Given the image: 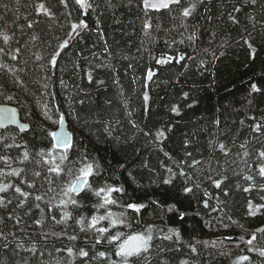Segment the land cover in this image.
Returning <instances> with one entry per match:
<instances>
[{
    "label": "trees",
    "instance_id": "obj_1",
    "mask_svg": "<svg viewBox=\"0 0 264 264\" xmlns=\"http://www.w3.org/2000/svg\"><path fill=\"white\" fill-rule=\"evenodd\" d=\"M41 2L51 8L53 17L37 14L36 5ZM192 2L196 0H185V6ZM67 3L65 8L59 0H0V30L13 36L9 45L0 41V47L21 49L16 61L0 58L10 66L25 69L18 73L24 81L23 88L13 85L10 74H0V84L5 86L0 90L3 92L0 102L14 105L20 119L28 124L25 130L14 125L0 127V134L8 136L9 143L12 137L17 142L26 138L30 148L32 144L38 147L47 145L49 140L44 139L45 130L53 131L59 123V116L63 115L73 144L80 151L86 150L90 157H96L104 169L97 185L105 179L109 183L122 184L126 189L122 198L125 203L133 198L142 203L159 200L165 206L175 201L182 211L187 212L183 221L166 208L150 205L143 210L142 216L135 214V218L128 210L132 226L120 228L131 234L151 223L165 228L174 224L181 230L186 243L178 245L180 251H175L177 245L172 242L157 239L154 245L165 251L154 246L151 264H160L162 259L168 260L169 264H179L181 259L188 260L189 264H232L241 254L250 255L252 264H262L258 255L247 253L245 244L241 243L237 248L235 242L240 235L247 239L256 233L258 240L254 247H264V212L250 216L247 209L248 200L259 203V197L264 193L256 190L244 192L248 182L235 173L245 169L244 160L254 165L258 151L264 150V132L252 130L256 122L264 123V0H257L255 5L245 0H203L188 18H183L175 6L171 12L166 9L150 11L152 28L148 36L143 28L145 13L141 0H111V7L107 0H95L99 7L90 10L86 16L74 0H67ZM234 8L241 11L235 12ZM229 13L239 20L238 24L229 20ZM81 19L88 23V29L78 30L80 35L62 51L57 65L51 66L49 59L58 43L67 39L70 25ZM30 22L32 28L27 26ZM249 34L254 41L255 57L248 54L241 39L248 38ZM33 35L38 39L33 41ZM191 35L196 38L189 40ZM162 55L174 59L171 63L159 65L156 59ZM180 55L185 58L177 63ZM36 56L42 59L37 60ZM149 69L155 72L151 80L147 79ZM252 83L262 91L252 93ZM144 93L148 94L147 102ZM184 93H188L187 98ZM8 96L13 99L9 100ZM44 104L48 105L52 120L44 116ZM173 106L179 108V115L171 111ZM130 121L141 129H151L153 134L163 127L167 139L157 144L151 136L133 128ZM106 125L113 129L111 136L104 130ZM220 143L226 146L227 155L219 149ZM242 144L244 148L240 147ZM245 151L250 153L248 157L243 156ZM17 152L12 149L10 155L15 156ZM165 152L169 153L171 160L164 155ZM0 154H4L2 146ZM70 155L75 158L78 153ZM193 160L201 163L194 168L188 167ZM174 161H182L183 171L194 175L200 185L187 196L180 190L184 177L177 175L172 185L160 182L169 175L166 167L178 171ZM145 163L148 167H144ZM19 166L13 164V167ZM28 167L34 168L35 165ZM209 175L213 179L227 176L228 180L217 189L207 179ZM14 179L0 177L3 182ZM68 179L72 177L65 178ZM188 183L192 186V181ZM257 183H261L259 178ZM222 189H227L228 196H224ZM205 191L209 195L205 196ZM11 195L10 191L9 198ZM217 198L223 203H218ZM204 200L208 201V208L204 207ZM89 201L99 202L96 197H89ZM13 206L0 209V220L3 221L0 230L5 234L16 233L15 239L9 236L7 249L0 241V257H7L10 262L40 264L41 259H52L49 252L67 261L66 252L55 253L54 249L84 247L85 239L91 243V239L79 233V226L71 220L67 226L54 225L49 220L39 228L32 223L40 215L36 209H32L33 215L23 216L22 209L12 212ZM41 207H44L43 203ZM213 208L217 210L213 211ZM112 210L120 211L115 207ZM10 213L13 217L23 216V222L15 225V219H8ZM53 214L56 209L49 213ZM229 216L239 221L243 228L231 225L227 219ZM221 218L223 224L230 226L223 227ZM65 227L68 235L79 234L80 238L70 241L62 235ZM41 232L49 233L46 240ZM52 232L57 235H51ZM226 236L233 240H224ZM21 240L25 247L35 240L37 255L15 249ZM196 241H208L209 246L197 244V253L193 254L187 244ZM212 241H217L215 247L211 246ZM97 247L105 250L104 246ZM241 249H245L244 253ZM13 250L19 254L13 256ZM40 252L44 253L43 257ZM77 264H80L79 260Z\"/></svg>",
    "mask_w": 264,
    "mask_h": 264
},
{
    "label": "snow or ice",
    "instance_id": "obj_2",
    "mask_svg": "<svg viewBox=\"0 0 264 264\" xmlns=\"http://www.w3.org/2000/svg\"><path fill=\"white\" fill-rule=\"evenodd\" d=\"M74 2L85 16L88 15L90 10L95 11L99 7V4H96L95 0H74ZM107 2L109 7H111V0H107ZM202 2L203 0H196V2L187 3L185 6V0H141L142 9L145 13V21L143 24L145 36L149 35V30L152 28L151 17L148 15L150 11L159 12L161 9H166L171 12L173 11V6H175L183 18H188L195 12L197 4ZM245 2L255 5L257 0H245ZM59 3L64 5L65 8L68 7L67 0H59ZM36 10L37 14H42L50 18L54 16L51 8L47 7L43 2L36 5ZM233 11L240 12L241 9L234 8ZM228 18L233 24L239 23V20L231 13H229ZM249 19L255 20L254 17H249ZM256 23L259 22L257 21ZM256 23H253V27H256ZM27 26L32 28L33 24L30 22ZM88 27V23L83 19L79 20L78 23H72L70 25L71 30L67 33V39H63L58 43L57 49L50 56L49 64L53 67L56 66L58 63L57 58L61 56L62 51L70 46L71 40L80 35V31L78 30H87ZM195 38V35L188 37L189 40H194ZM31 39L35 41L38 37L33 35ZM57 39L59 40V38ZM241 39L243 44L247 46L248 54L255 57L257 53L251 35L249 34L248 38L242 37ZM12 40V35L0 30V41L4 45H9ZM181 43H183V40ZM20 51L21 49L19 47L14 50H6L5 47H0V57H8L10 60L16 61L18 60ZM184 58L183 55H180L176 62L178 63ZM216 58L214 55V59ZM36 59L40 60L42 57L36 56ZM173 59L172 57L162 55L156 59V63L159 65L168 64ZM24 71V68L18 69L15 66H10L5 60L0 58V74H10L14 86L24 87V81L18 75L19 72ZM154 75L155 72L149 69L147 79L151 80ZM88 79L91 82V74H89ZM99 83L103 84L104 82L99 81ZM4 87L3 84H0V90ZM250 87L252 93H260L262 91L256 83H252ZM0 94H3V92L0 91ZM184 96L187 98L188 93H184ZM8 99H13V96H8ZM148 99V94L144 93L145 102ZM43 109V114L46 119L52 120V117L48 115L47 104L43 105ZM171 111L179 115L178 107L173 106ZM252 119L255 120V117ZM63 120V115H60L59 121L62 123ZM52 123L55 124L56 121H52ZM130 123L133 128L143 132L145 136H151L157 144L167 139L166 130L163 127L157 129L153 134L151 129H141L134 121H130ZM216 123L219 124V121H216ZM27 127V125H23L22 130ZM104 130L111 136L113 129L110 125H106ZM252 130L256 133L264 132V123L256 122ZM45 131L46 136L44 139H48L49 143L39 147L32 144L31 148L29 146L30 142L26 138H21V142H17L16 138L12 137L11 143H9V137L0 134V146L4 149V154H0V165H2L0 167V177L5 179L9 177L15 178L9 182L0 181V194H3L0 195V209H8L9 205H14L11 211L15 212L16 209H22L23 216L33 215L32 209H36L40 215L39 218L33 219L32 223L39 228H43L49 220L54 225L65 226L71 220L79 226V233L91 239V243L89 244V240L85 239L84 247L55 248V253L66 252L69 259L64 261L62 257L54 256L52 252H49L48 256L52 259L50 261L41 259L40 264H53V262L54 264H77V260L80 261V264H151L152 249L154 246L159 248L158 245H154V241L157 239L172 242L174 245H177L175 251H180L178 245L186 242L183 240L181 230L174 224L168 225L165 228L148 223L145 224L143 230L131 234L120 230L122 227L130 228L132 226L128 216V210L132 211L134 214L133 218H135V214H141L142 216L143 210L147 209L150 205L166 208L167 212L173 213L175 217L183 221L187 212L182 211L175 201L168 203L166 206L161 204L159 200L153 199H150L148 203L136 202L135 198L129 202H123L122 198L126 194L125 187L122 184L109 183L107 179L97 185V179L103 175L104 169L96 157H90L86 150L80 151L73 144L70 139L71 133L68 136H64L58 131ZM117 143H119L118 139ZM240 147L244 148L245 145L242 144ZM12 149L18 150L17 155H10ZM219 149L225 155L228 154V150L223 143L219 144ZM70 153H78V155L73 158ZM186 154L191 155V153ZM164 155L168 159H172L169 153L165 152ZM249 155L250 153L247 151L243 153L244 157H248ZM14 163L21 166L13 167ZM174 163L178 171H174L172 167H166L169 175L167 178H162L160 182L164 185H172L174 179L179 175L184 177V183L180 190L186 196L187 194L193 193L194 188L198 189L200 187L199 183H196V177L183 171L182 161H174ZM200 163V161L193 160L192 164H189L188 167L194 168ZM33 164L35 165L34 168L28 167ZM244 164L245 169L235 173L243 181L248 182L247 186L243 188V191L251 192L256 190L257 192L264 193V150L258 151L254 165L249 164L247 160H244ZM144 167H148L147 163L144 164ZM129 176H131V173H129ZM66 177H72V179L65 180ZM258 178L261 183H257ZM207 179L211 180L215 188L221 189V185L228 180V177L223 176L219 179H213L209 175ZM41 180L43 183L38 184V181ZM189 181H192V186H189ZM152 183H156V181H152ZM236 186L240 188L239 183ZM10 191L12 193L11 198H9ZM222 191L224 196H228L227 189H222ZM207 195L209 194L205 191V196ZM89 197H96L99 202L90 203ZM217 200L218 203H223L219 201V198ZM259 200L261 201L259 203H253L251 199L248 200V215L255 216L259 212H264V195H261ZM56 201L58 203H54ZM42 203L44 207H41ZM203 204L205 208L209 207L207 200H204ZM114 207L119 208L120 211H113L112 209ZM53 209H56V214L49 215V213L53 212ZM212 210L216 211L217 209L213 208ZM220 210L222 211L223 209ZM23 216L16 215L13 217L10 213L8 219H15V225H19L23 222ZM227 219L231 222V225L243 228V225L239 221L233 220L231 216L227 217ZM2 222L0 220V223ZM220 223L223 227L230 226L223 224V218H221ZM157 233H160V235H157ZM40 235L46 240L49 233L41 232ZM51 235L57 234L52 232ZM62 235H66L70 241H76L80 238L79 234L68 235L66 227L62 231ZM9 236L15 239L16 233L9 232L5 234L0 230V241L4 242L3 247L6 249L9 247ZM223 239L233 240L231 236H226ZM257 240L256 233H252L247 239H245L244 235H240L236 239L235 246L239 248L241 243L245 244L247 253L258 255L262 258V264H264V247H254V242ZM216 243L217 241H212L211 246L215 247ZM197 244H203L205 247L209 246L208 241H196L195 243L187 244V247L193 254L197 253ZM97 246H104L105 250H98ZM15 249H23L33 256H36L38 252L35 240L27 247H25L22 240L18 241ZM168 250L171 251V249ZM159 251L163 252L165 249L159 248ZM244 251L245 249H241L242 253ZM18 254L17 251L13 250V256ZM221 254L223 255L224 253ZM39 255L43 257L44 253L40 252ZM228 255L231 254L228 253ZM112 257H116V259ZM245 262L252 264L250 255L241 254L232 261V264H245ZM0 264H20V262H10L7 257H0ZM25 264H28V262L25 261ZM160 264H169V261L162 259ZM179 264H189V262L188 260L181 259Z\"/></svg>",
    "mask_w": 264,
    "mask_h": 264
},
{
    "label": "water",
    "instance_id": "obj_3",
    "mask_svg": "<svg viewBox=\"0 0 264 264\" xmlns=\"http://www.w3.org/2000/svg\"><path fill=\"white\" fill-rule=\"evenodd\" d=\"M9 125L17 126L20 130H22L23 125L28 126L25 121L20 119L17 109L14 105L6 102H0V127H5ZM53 131H58L64 136H68L69 131L66 128L65 119L62 123L59 121Z\"/></svg>",
    "mask_w": 264,
    "mask_h": 264
}]
</instances>
